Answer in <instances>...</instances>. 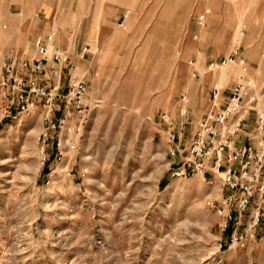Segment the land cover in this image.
I'll return each instance as SVG.
<instances>
[{"label":"rangeland","instance_id":"rangeland-1","mask_svg":"<svg viewBox=\"0 0 264 264\" xmlns=\"http://www.w3.org/2000/svg\"><path fill=\"white\" fill-rule=\"evenodd\" d=\"M26 22L31 45L56 29L55 44L87 81V106L43 149L37 109L11 119L0 107V264H264V240L231 244L206 205L224 193L218 179L172 174L154 121L182 91L201 116L210 89L235 81L237 67L218 63L233 45L261 83L264 0H0V70L8 49L32 54L21 37L5 45ZM57 137L75 149L59 158Z\"/></svg>","mask_w":264,"mask_h":264},{"label":"built area","instance_id":"built-area-1","mask_svg":"<svg viewBox=\"0 0 264 264\" xmlns=\"http://www.w3.org/2000/svg\"><path fill=\"white\" fill-rule=\"evenodd\" d=\"M22 13V9L17 12ZM209 13L204 7L198 14V27L205 26ZM56 36L53 27L36 35L32 54L8 49L0 70L3 115L17 119L37 109L43 123L38 136L42 149L51 131L70 130L69 120L82 116L87 106V81L74 72L69 53L55 44ZM86 51L87 45L81 54ZM218 63L233 64L238 72L227 90L210 89L201 116L190 115V98L182 91L173 107L158 111L154 121L167 144V155L175 160L170 162L176 165L171 168L173 175H201L210 185L219 180L224 193L219 202L208 198L206 205L221 217L219 226L229 231L230 243L243 248L256 237L264 240V79L258 84L249 75L240 45H233ZM188 64L193 66L192 61ZM215 65L211 62L208 69ZM192 70L196 76L198 70ZM72 129L80 132L81 121ZM53 147L60 158L76 143L57 137Z\"/></svg>","mask_w":264,"mask_h":264},{"label":"crops","instance_id":"crops-1","mask_svg":"<svg viewBox=\"0 0 264 264\" xmlns=\"http://www.w3.org/2000/svg\"><path fill=\"white\" fill-rule=\"evenodd\" d=\"M47 8H48V6L45 5L44 6L45 11L48 10ZM36 11L40 12V8L36 9ZM10 15H8L7 18L11 17ZM30 28H31V24H28V22H26L21 30L13 31L11 33L12 39H10V41L8 43H5V45L6 46L11 45V44H13L12 42L14 41L15 37H18V38L21 37L22 38V48H25V47L29 48V46H32V48H33V42L31 45V42L28 40L30 38L31 34L34 32V31H30Z\"/></svg>","mask_w":264,"mask_h":264}]
</instances>
